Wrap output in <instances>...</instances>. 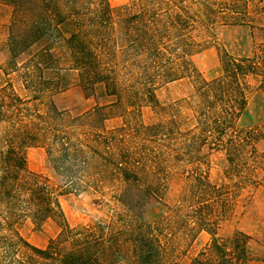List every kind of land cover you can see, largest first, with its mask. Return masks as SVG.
I'll use <instances>...</instances> for the list:
<instances>
[{"label":"trees","instance_id":"16d2710c","mask_svg":"<svg viewBox=\"0 0 264 264\" xmlns=\"http://www.w3.org/2000/svg\"><path fill=\"white\" fill-rule=\"evenodd\" d=\"M0 1L11 9L0 24V264H170L180 240L189 245L200 232L209 243L188 264H249L250 236L237 231L223 243L219 227L237 193L264 177L257 147L264 122L240 124L249 77L264 93V54L223 49L222 73L212 80L191 59L205 44L197 30L213 35L220 17L247 24L246 0H132L116 8L108 0ZM185 77L192 96L162 106L158 88ZM74 86L94 100L78 114L54 100ZM144 106L156 121H142ZM112 117L121 124L108 128ZM33 146L45 148L66 192L104 195L111 187L109 218L71 226L59 194L28 170ZM212 151L225 156L227 183L210 180ZM172 167L186 174L178 204L145 220L152 200L163 203ZM26 220L37 229L52 220L60 230L37 247L20 233Z\"/></svg>","mask_w":264,"mask_h":264},{"label":"rangeland","instance_id":"374dc122","mask_svg":"<svg viewBox=\"0 0 264 264\" xmlns=\"http://www.w3.org/2000/svg\"><path fill=\"white\" fill-rule=\"evenodd\" d=\"M114 8L122 5H131L132 0H108ZM220 2L224 0H219ZM226 1V0H225ZM1 2V1H0ZM243 17L247 24L231 25V18H218L213 28V35H207L203 30H197L193 34L199 40H205V44L192 54V63L205 80H212L222 73L220 51L226 50L235 56H252L253 54H264V0H246ZM244 7L243 5H240ZM3 8L1 7V14ZM7 13V12H6ZM4 55L0 54V61ZM253 86L252 94L249 96L248 105L240 124L242 126L264 122V93L257 87L258 80L249 77ZM194 93V83L191 78L185 77L162 85L157 90V97L162 106H167L182 99L189 98ZM55 103L60 109H70L78 114L91 105L94 100L86 99L80 87L74 86L54 97ZM183 110V114H187ZM144 123L150 124L157 120L155 110L151 106H144L141 112ZM121 124V119L112 117L107 120L108 128ZM260 151L264 149V142L257 145ZM28 170L40 174L45 178L53 190L59 194V201L65 217L71 226L80 224H92L102 219H108L115 208L111 209L112 201L109 195L111 187L104 195L90 193L66 192L64 180L51 168L47 153L42 146H33L26 150ZM210 180L217 184H224L228 179L224 175L226 159L222 152L212 151L210 156ZM185 173L178 167H172L163 177L165 191L163 203L152 200L146 206L145 220L151 221L170 213L171 208L178 204L179 197L185 184ZM59 225L48 220L37 229L30 220H26L20 226L21 235L32 245L45 247L50 238L59 232ZM241 231L250 236L248 250L250 254L249 264H264V177L255 186H247L240 190L232 199V206L228 216L220 222L219 237L225 242L235 232ZM210 235L200 232L196 239L189 245L180 240L176 246L173 260H166L170 264H188L200 250L209 243ZM224 240V241H223ZM164 263V262H163ZM121 264H126L122 262ZM137 264H140L137 262ZM162 264V263H161Z\"/></svg>","mask_w":264,"mask_h":264},{"label":"crops","instance_id":"0c3cea01","mask_svg":"<svg viewBox=\"0 0 264 264\" xmlns=\"http://www.w3.org/2000/svg\"><path fill=\"white\" fill-rule=\"evenodd\" d=\"M1 7L3 8V12H2V14L0 13V24H3V23L8 22V20L10 18L11 9H10V7L8 5L3 4L2 2H0V12H1ZM263 27H264V23H263ZM0 54H3L4 55V59H5V53L0 52ZM2 61H0V62H2Z\"/></svg>","mask_w":264,"mask_h":264}]
</instances>
